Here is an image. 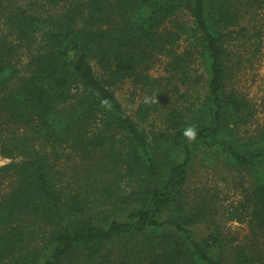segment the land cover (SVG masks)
I'll use <instances>...</instances> for the list:
<instances>
[{
    "label": "trees",
    "instance_id": "16d2710c",
    "mask_svg": "<svg viewBox=\"0 0 264 264\" xmlns=\"http://www.w3.org/2000/svg\"><path fill=\"white\" fill-rule=\"evenodd\" d=\"M263 1L0 0V155L19 157L0 166V186L13 178L0 188V264H264V127L240 133L253 112L227 86L234 33ZM182 37L192 44L178 52ZM160 58L165 84L150 74ZM195 61L205 76L191 79ZM125 81L182 101L149 134L148 106L136 121L114 95ZM66 152L84 165L63 186ZM197 154L246 183L220 214L186 201ZM223 220L246 232L229 236Z\"/></svg>",
    "mask_w": 264,
    "mask_h": 264
},
{
    "label": "rangeland",
    "instance_id": "374dc122",
    "mask_svg": "<svg viewBox=\"0 0 264 264\" xmlns=\"http://www.w3.org/2000/svg\"><path fill=\"white\" fill-rule=\"evenodd\" d=\"M255 15H247L242 21L245 30L242 31V36L234 33V40L229 46L231 50V57L234 61H238V65L233 69L232 77L229 79L227 86L232 88L240 95H242L248 102L252 109L253 116L248 122V125L242 127L240 133L243 136L253 135L255 130L259 127H264V1L260 9L255 10ZM178 17L187 25H191V20L188 15L184 13L178 14ZM237 29V28H236ZM192 42L187 41L182 37L178 41L177 51L190 47ZM161 59V58H160ZM153 78H160L162 84L166 83L168 78L167 73L163 69L162 59L157 60L150 70ZM191 79L195 76H205V71L202 65L197 61L192 64L190 71ZM162 78V79H161ZM174 83V80H171ZM175 84L178 82L175 81ZM203 84L200 83L195 86L193 92L194 96L203 93ZM170 85H167L168 95L171 91ZM183 91L182 87H179ZM166 90V91H167ZM191 94V95H192ZM114 95L120 103L123 110L132 118L138 121L136 112L140 105L148 106L149 114L144 123H139L145 131L151 133L157 132L162 127V116L166 112L167 102L172 104L175 100L177 103L182 100L176 94L173 95V100L164 98L162 100L155 98L150 91H142L139 88H134L129 82H123L114 88ZM169 104V105H170ZM19 157L15 160L5 158L0 155V166L5 165L11 161L17 162ZM58 166L63 170L61 184L63 186L71 184L74 180L82 178H75V174H79L83 163L73 159L70 152H66L57 161ZM86 164V163H85ZM13 178H3L1 180V191L6 192L11 186ZM240 183L246 186L242 175L239 171L232 170L228 167H223L221 163L216 165L208 164L202 161L201 155H196L190 166L188 178L184 186V193L188 205H195L197 200L206 198L215 201L217 210L229 209L230 205H234L242 196ZM221 209V210H220ZM224 225V230L229 236H240L246 232V225L236 221H221Z\"/></svg>",
    "mask_w": 264,
    "mask_h": 264
},
{
    "label": "clouds",
    "instance_id": "9594fccd",
    "mask_svg": "<svg viewBox=\"0 0 264 264\" xmlns=\"http://www.w3.org/2000/svg\"><path fill=\"white\" fill-rule=\"evenodd\" d=\"M185 135L191 141L195 138V131L192 128H189L188 131H186Z\"/></svg>",
    "mask_w": 264,
    "mask_h": 264
}]
</instances>
